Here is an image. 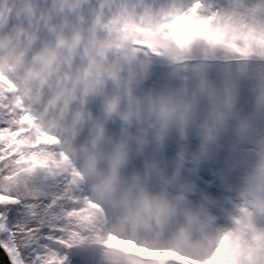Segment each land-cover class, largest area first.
Returning <instances> with one entry per match:
<instances>
[{
	"label": "rangeland",
	"instance_id": "obj_1",
	"mask_svg": "<svg viewBox=\"0 0 264 264\" xmlns=\"http://www.w3.org/2000/svg\"><path fill=\"white\" fill-rule=\"evenodd\" d=\"M199 33L219 42L207 60L252 59L214 74L170 68L180 59L167 58L170 39L189 55ZM256 42L264 45V0H0V161L16 176L40 169V184L21 190L33 208L52 197L39 215L53 234L30 261L15 246L12 257L264 264ZM17 152L27 167L9 159ZM38 240L29 233L26 243Z\"/></svg>",
	"mask_w": 264,
	"mask_h": 264
},
{
	"label": "snow or ice",
	"instance_id": "obj_2",
	"mask_svg": "<svg viewBox=\"0 0 264 264\" xmlns=\"http://www.w3.org/2000/svg\"><path fill=\"white\" fill-rule=\"evenodd\" d=\"M7 127L8 124L0 119V129ZM9 159L21 161L20 168L27 167L21 160L19 152L14 153ZM17 171L19 169L14 168L9 160L0 161V226L4 229L0 231V264H14L8 251L14 246L21 253V258L26 257L27 261H30L36 255L39 245L47 243L48 238L53 234V229L44 226L39 215V209L48 205L52 197H40L39 209H37L32 207L31 197L25 198L21 195L25 185L33 188L40 184L42 172L37 168L32 175L20 171L16 176ZM13 176L16 178L12 179ZM29 233H35L39 237L38 244L27 245L26 239ZM69 264H91V261L87 253H76L70 256Z\"/></svg>",
	"mask_w": 264,
	"mask_h": 264
},
{
	"label": "trees",
	"instance_id": "obj_3",
	"mask_svg": "<svg viewBox=\"0 0 264 264\" xmlns=\"http://www.w3.org/2000/svg\"><path fill=\"white\" fill-rule=\"evenodd\" d=\"M223 29L224 28H222L221 30H223ZM190 32L193 35L196 33L195 31H190ZM200 33H199V36H197V38L195 40L193 39L194 42H193L192 48H194V50H193L194 52L189 54V55H184L183 48H182V41L180 39H176L175 36H177V35L174 36L175 37L174 39H170L169 42L171 44V47L174 49V51L172 49L170 52L168 51L169 52L168 54H171V55H167V58L171 59V57L174 56V59H175V58L180 56L179 60H173V62L170 64V68L172 67V69H178L176 67H179L182 65L187 66V63H189L192 66L191 68L199 69L201 71L202 70L213 71V74H214V73H216L217 69H219L220 67L222 68V67L232 66L233 68H237V67L241 66V64H246L247 60L252 59V58H248V57H243V58H238V59L232 58V60H231V59H225L224 56L223 57L220 56L219 58L210 57V60H207V58L203 56L205 51H209L208 48L210 46H213L215 44H219V42L217 41V38H213L210 41L206 40L205 37L200 35ZM202 34H204V33L202 32ZM180 38H182V37L180 36ZM174 43L177 44V46H178L177 48L174 46ZM257 44H260V43H257ZM240 45L241 44L239 43V45L236 46L235 48H231L227 44L224 46H225V48H227V50H229V49L230 50H238V47ZM252 46H254V45H252ZM261 46L263 48L262 50L264 51V45H261ZM161 49H163V48H161ZM157 54L159 56L160 52H157ZM143 55L145 56V53H143ZM146 58L147 59L153 58L154 60L151 61V63H152V65L156 66V62H155L156 57L155 56H150L147 54ZM246 58H247V60H246ZM183 60L186 61L185 64H179V61H180V63H182ZM254 64H257V60H255ZM240 94H242V93H240ZM231 105L227 106L226 109L230 108ZM208 116L213 117V114H208ZM244 175H245L244 179H246V177H247V175H249V173L244 174Z\"/></svg>",
	"mask_w": 264,
	"mask_h": 264
},
{
	"label": "water",
	"instance_id": "obj_4",
	"mask_svg": "<svg viewBox=\"0 0 264 264\" xmlns=\"http://www.w3.org/2000/svg\"><path fill=\"white\" fill-rule=\"evenodd\" d=\"M0 231H2L1 226H0ZM8 251H9V255L12 256V255H11V248L8 249ZM12 259H13V261H14V264H19V260L15 259V258H13V257H12Z\"/></svg>",
	"mask_w": 264,
	"mask_h": 264
},
{
	"label": "clouds",
	"instance_id": "obj_5",
	"mask_svg": "<svg viewBox=\"0 0 264 264\" xmlns=\"http://www.w3.org/2000/svg\"><path fill=\"white\" fill-rule=\"evenodd\" d=\"M178 75H180L181 73H177ZM253 129L250 128V131H252ZM260 195L264 196V192L259 193Z\"/></svg>",
	"mask_w": 264,
	"mask_h": 264
},
{
	"label": "bare ground",
	"instance_id": "obj_6",
	"mask_svg": "<svg viewBox=\"0 0 264 264\" xmlns=\"http://www.w3.org/2000/svg\"><path fill=\"white\" fill-rule=\"evenodd\" d=\"M67 189H69V188H67Z\"/></svg>",
	"mask_w": 264,
	"mask_h": 264
}]
</instances>
